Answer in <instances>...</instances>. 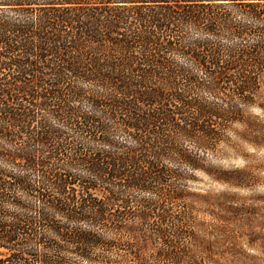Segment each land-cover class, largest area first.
<instances>
[{
    "label": "trees",
    "instance_id": "trees-1",
    "mask_svg": "<svg viewBox=\"0 0 264 264\" xmlns=\"http://www.w3.org/2000/svg\"><path fill=\"white\" fill-rule=\"evenodd\" d=\"M263 75L264 0H0V264H193L180 184L244 185L208 157Z\"/></svg>",
    "mask_w": 264,
    "mask_h": 264
},
{
    "label": "rangeland",
    "instance_id": "rangeland-1",
    "mask_svg": "<svg viewBox=\"0 0 264 264\" xmlns=\"http://www.w3.org/2000/svg\"><path fill=\"white\" fill-rule=\"evenodd\" d=\"M261 87L258 104L243 107L248 118L261 124L254 135L257 138L246 135L247 139L238 140L235 134L245 135V127L234 125L230 129L233 147L223 145L221 154L208 157V164L214 167L245 172L244 185L221 184L201 172L180 184L190 197L183 206L185 211L190 205L193 209L196 239L181 240L179 246L193 264H264V107L260 108L264 105V75ZM258 139L260 145L251 143Z\"/></svg>",
    "mask_w": 264,
    "mask_h": 264
}]
</instances>
